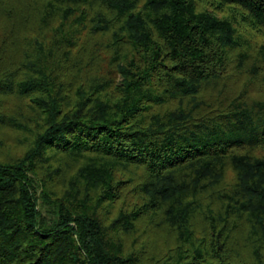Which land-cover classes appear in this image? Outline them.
I'll use <instances>...</instances> for the list:
<instances>
[{
	"label": "trees",
	"instance_id": "obj_1",
	"mask_svg": "<svg viewBox=\"0 0 264 264\" xmlns=\"http://www.w3.org/2000/svg\"><path fill=\"white\" fill-rule=\"evenodd\" d=\"M0 30V264H264V0H0Z\"/></svg>",
	"mask_w": 264,
	"mask_h": 264
},
{
	"label": "rangeland",
	"instance_id": "obj_2",
	"mask_svg": "<svg viewBox=\"0 0 264 264\" xmlns=\"http://www.w3.org/2000/svg\"><path fill=\"white\" fill-rule=\"evenodd\" d=\"M1 31V30H0ZM1 33V32H0ZM259 38H260V40H263V37L262 36H259ZM10 151H11V153H13V154H16L17 152H18V148H11L10 149Z\"/></svg>",
	"mask_w": 264,
	"mask_h": 264
}]
</instances>
